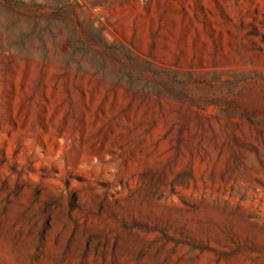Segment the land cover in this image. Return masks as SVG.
I'll return each instance as SVG.
<instances>
[{"label":"rangeland","instance_id":"1","mask_svg":"<svg viewBox=\"0 0 264 264\" xmlns=\"http://www.w3.org/2000/svg\"><path fill=\"white\" fill-rule=\"evenodd\" d=\"M0 264H264V0H0Z\"/></svg>","mask_w":264,"mask_h":264}]
</instances>
